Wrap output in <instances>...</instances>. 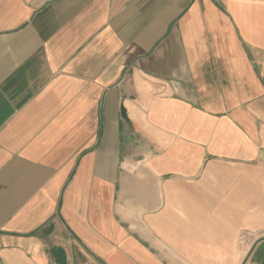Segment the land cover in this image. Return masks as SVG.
Wrapping results in <instances>:
<instances>
[{
  "label": "crops",
  "instance_id": "1",
  "mask_svg": "<svg viewBox=\"0 0 264 264\" xmlns=\"http://www.w3.org/2000/svg\"><path fill=\"white\" fill-rule=\"evenodd\" d=\"M0 264H264V0H0Z\"/></svg>",
  "mask_w": 264,
  "mask_h": 264
}]
</instances>
